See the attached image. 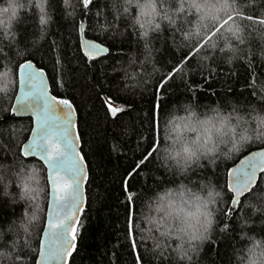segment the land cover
I'll return each mask as SVG.
<instances>
[{
    "label": "trees",
    "instance_id": "1",
    "mask_svg": "<svg viewBox=\"0 0 264 264\" xmlns=\"http://www.w3.org/2000/svg\"><path fill=\"white\" fill-rule=\"evenodd\" d=\"M213 3L0 0V264H37L46 217V170L22 154L32 120L10 115L28 61L73 105L87 168L67 264H264V172L236 209L227 185L264 148V25L237 17L235 35H212ZM234 7L264 18V0ZM82 25L105 56L83 54Z\"/></svg>",
    "mask_w": 264,
    "mask_h": 264
},
{
    "label": "water",
    "instance_id": "2",
    "mask_svg": "<svg viewBox=\"0 0 264 264\" xmlns=\"http://www.w3.org/2000/svg\"><path fill=\"white\" fill-rule=\"evenodd\" d=\"M83 25L80 27V47L83 54L87 57L91 50L97 52V55L92 58H100L107 54L104 51L107 48L105 45L88 39L83 35ZM108 49V48H107ZM37 74L36 80L33 85L27 83V74ZM39 73H43L42 76ZM55 98L50 91V84L47 74L40 68H38L33 62L28 61L20 65L17 72V91L11 106V117L17 119L30 118L32 120V128L28 139L22 146V154L27 159H35L40 162L47 175L48 184V202L46 208L45 224L41 233L39 241V253L37 258V264H67L69 257H57L55 259L49 258V249L52 247L59 246L61 243L65 248L74 243L70 233V228L75 227L79 221L81 212L86 205V191L85 185L87 180V168L83 160V164L80 165L81 173L83 177L80 181L79 196L75 205H72L70 196L61 203L57 200L58 195H65L64 193H58L57 183L54 182L53 177L58 175L61 177L58 182L60 186H63V182L67 181L71 183L70 173L68 168L71 167V161L75 159L79 162L80 155V142L76 132V111L73 105L71 107H64L62 105H56L53 103ZM47 105H53L51 109L47 108ZM27 106V107H25ZM42 122L44 127L42 128ZM47 131L49 138L53 141L59 142L60 134L67 135L70 140V152L68 153L67 160H65V167L60 169L57 173L54 171L50 162L41 154L40 150L33 152L30 149V145L33 142H39L44 131ZM252 166L254 175L250 185V191L244 195L236 196L235 198L239 201L257 184L260 175L264 172L261 171L264 168V148L252 151L243 157L236 165H234L227 177V185L229 189L235 187V180L238 175L242 172L247 171L249 166ZM70 191V189H69ZM233 196L234 192L232 191ZM238 204H232V209H236ZM71 209L70 214L72 215L71 220L64 219L63 224L60 228H53L54 223H59L63 218V213ZM82 209V211L80 210ZM59 210V211H58ZM62 234L58 240L57 235Z\"/></svg>",
    "mask_w": 264,
    "mask_h": 264
},
{
    "label": "snow or ice",
    "instance_id": "3",
    "mask_svg": "<svg viewBox=\"0 0 264 264\" xmlns=\"http://www.w3.org/2000/svg\"><path fill=\"white\" fill-rule=\"evenodd\" d=\"M81 5L83 6V9L88 12L90 11L91 5H93L94 0H80ZM236 0H214V3L212 5L213 8L218 9L219 11L217 13L213 14V19H217L216 26L214 27V30L212 32V35H222L226 29L232 31V35L236 34L237 30H233L231 28L232 24H235L236 18L241 17L243 19H247L249 21H252L253 23H259L264 25V18H257L252 16H244L243 13L239 12L235 7ZM231 9L232 11L237 12V16H233L231 12L229 11ZM7 11V10H5ZM41 11H43V8H41ZM219 12H223L224 15H219ZM14 14V10H13ZM231 22V24H230ZM41 23H44V20L42 18ZM191 35V34H189ZM211 37H209L210 39ZM105 52H108L109 50L107 48L104 49ZM97 55V52L94 50H91L88 53L89 58H94ZM188 57H185L184 60L186 61ZM179 71V69L174 68L172 72L170 73L169 78H172L175 73ZM40 76L43 75V73H39ZM37 74L35 73H28L27 74V83L29 85H33L34 81L36 80ZM53 103L56 105H62L64 107L70 108L71 105L67 100L59 99V98H53ZM106 104L109 106V111L111 112V115L115 117L120 111L117 107L113 106L111 101L106 100ZM27 107V106H25ZM47 108L51 109L53 105H47ZM44 127V124L42 122V128ZM70 144L71 140L70 138L65 134H60L59 136V142L53 141L49 138V134L47 131H44V134L41 136L39 142H33L32 145H30V149L35 152L36 150H40L41 154L50 162L52 165L54 171L57 173L60 169L64 168L65 160H67L68 153L70 152ZM185 151H188L185 149ZM152 153H149L148 155H151ZM147 159V156L140 161V164L144 163V160ZM83 164V157L80 158L79 162L75 159L71 161V167L68 168V171L70 173L71 177V183L69 184L67 181L63 182V186L59 185V181L61 177L58 175L53 177L54 182L57 183V192L58 193H64L65 195H58L57 200L63 203L69 196L72 201V205H75L79 196V187H80V181L83 177L80 176L81 168L80 165ZM137 168H139V165H137ZM261 171H264V168L261 169ZM138 175V173H136ZM34 175V174H33ZM254 175V172L252 171V166H249V169L247 171L242 172L240 175L236 177L235 180V187L231 188L230 191L234 192V196L230 198V202L232 204H238L240 203L239 200H237L235 197L244 195L246 192L250 191V185L252 182V177ZM132 178L134 179L135 176L133 175ZM70 189V191H69ZM129 190H130V183H129ZM27 192L33 191L31 188H26ZM82 211V209H80ZM59 211V210H58ZM71 209L69 208L68 211H65L63 213V218L59 223H54L52 225L53 228H60L63 224V220H71L72 215L70 214ZM211 221H209L210 223ZM134 224L130 225L129 228V236L131 237L134 232ZM70 233L72 236V240L75 241L76 239V227L70 228ZM62 234L57 235V239L59 240L61 238ZM194 239L197 237H193ZM76 245L75 243H72L67 248L63 246L61 243L59 246L52 247L49 249V258L55 259L57 257H70L72 255V251L75 249ZM133 251H136V245L133 244ZM136 264H142V258L140 256L136 257Z\"/></svg>",
    "mask_w": 264,
    "mask_h": 264
},
{
    "label": "rangeland",
    "instance_id": "4",
    "mask_svg": "<svg viewBox=\"0 0 264 264\" xmlns=\"http://www.w3.org/2000/svg\"><path fill=\"white\" fill-rule=\"evenodd\" d=\"M11 8V7H10ZM16 10V9H15ZM8 16V14L7 13H5V12H1L0 13V23H5L6 21H8V18L9 17H7ZM4 81L5 80H3V81H0L1 83H0V91L1 90H5L4 89V87L5 86H7V83H4ZM8 86H9V88H10V84H8ZM4 92V91H3ZM32 181H33V179H32ZM29 182H31V179L29 178ZM34 182V181H33ZM26 188H28V186H26V185H24V189H26ZM168 197H170L169 195H168ZM179 202V205H178V209L181 211V209L180 208H183L184 209V207L183 206H181L182 205V201H178Z\"/></svg>",
    "mask_w": 264,
    "mask_h": 264
}]
</instances>
